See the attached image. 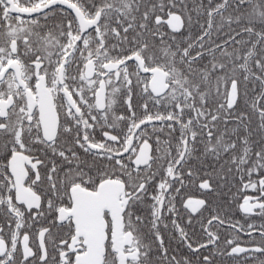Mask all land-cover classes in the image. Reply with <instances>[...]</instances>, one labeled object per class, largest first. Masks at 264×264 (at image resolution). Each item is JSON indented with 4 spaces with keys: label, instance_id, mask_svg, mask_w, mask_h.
I'll list each match as a JSON object with an SVG mask.
<instances>
[{
    "label": "snow or ice",
    "instance_id": "obj_1",
    "mask_svg": "<svg viewBox=\"0 0 264 264\" xmlns=\"http://www.w3.org/2000/svg\"><path fill=\"white\" fill-rule=\"evenodd\" d=\"M0 264H264V0H0Z\"/></svg>",
    "mask_w": 264,
    "mask_h": 264
},
{
    "label": "flooded vegetation",
    "instance_id": "obj_2",
    "mask_svg": "<svg viewBox=\"0 0 264 264\" xmlns=\"http://www.w3.org/2000/svg\"><path fill=\"white\" fill-rule=\"evenodd\" d=\"M235 192H236V190H235ZM245 193L244 192H239V194L237 195V199H239V198H242V196L244 195ZM242 202V201H241ZM230 216H232L235 220H239L241 223H243V224H245L246 225V223L248 222V221H246V218L243 216V214H241L240 212H239V210L234 206L233 207V209L231 210V212H230ZM250 220L251 221H255L257 224H259V222H260V218L259 217H251L250 218ZM228 235V233L227 232H223L222 231V233H221V236H222V238L224 237V236H227ZM241 236H243V234H241ZM218 261H227L228 260V258H226V257H222V256H218L217 258H216Z\"/></svg>",
    "mask_w": 264,
    "mask_h": 264
},
{
    "label": "trees",
    "instance_id": "obj_3",
    "mask_svg": "<svg viewBox=\"0 0 264 264\" xmlns=\"http://www.w3.org/2000/svg\"><path fill=\"white\" fill-rule=\"evenodd\" d=\"M233 191H234V193H235V189H234Z\"/></svg>",
    "mask_w": 264,
    "mask_h": 264
}]
</instances>
